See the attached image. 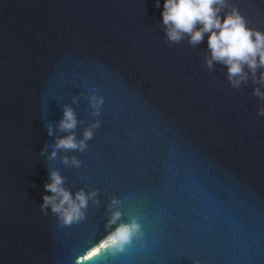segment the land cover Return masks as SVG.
Here are the masks:
<instances>
[{
	"label": "water",
	"instance_id": "95a60500",
	"mask_svg": "<svg viewBox=\"0 0 264 264\" xmlns=\"http://www.w3.org/2000/svg\"><path fill=\"white\" fill-rule=\"evenodd\" d=\"M232 8L264 32V0ZM208 58L207 34L168 39L157 0H0V264H76L113 199L140 235L82 264H264L262 70L233 86ZM93 124L82 150L54 148ZM53 170L96 192L77 222L41 208Z\"/></svg>",
	"mask_w": 264,
	"mask_h": 264
},
{
	"label": "clouds",
	"instance_id": "9594fccd",
	"mask_svg": "<svg viewBox=\"0 0 264 264\" xmlns=\"http://www.w3.org/2000/svg\"><path fill=\"white\" fill-rule=\"evenodd\" d=\"M161 7V22L170 41H179L187 35L189 42L198 44L207 34V47L209 58L206 64L211 67L213 62L226 66L228 79L233 86H238L242 80L247 79L248 73L244 72V66L256 80V70L262 71L259 83L264 85V32L247 27L243 16L232 8L221 18V9L226 6V0H157ZM253 94L264 98V92L260 88L253 89ZM101 101L93 98V107ZM264 114V109L259 110ZM76 118L73 110L65 106L58 128L63 131L74 129ZM85 129L83 139L77 141L72 134L56 139V149H77L85 147L84 141L92 136V127ZM48 134L52 135L51 127ZM55 151L50 155L55 156ZM65 163L69 161L67 158ZM72 165L78 166L74 158L70 161ZM44 189L51 195H42L41 208L50 207L51 211L58 215L60 221L72 224L83 218V209L90 199L95 198L96 192L85 193L79 190L75 193L69 192L63 187V178L56 171L49 173V182L44 184ZM119 201L113 199L111 205L115 207L112 211L106 227L115 225L108 234L88 249L83 256H78L76 264L89 261L104 251L120 252L131 242L133 237L140 235V224L133 217L127 223L120 221L121 213L118 210Z\"/></svg>",
	"mask_w": 264,
	"mask_h": 264
}]
</instances>
